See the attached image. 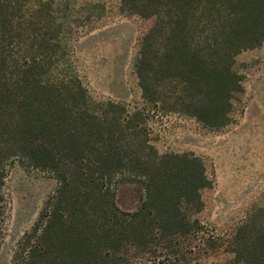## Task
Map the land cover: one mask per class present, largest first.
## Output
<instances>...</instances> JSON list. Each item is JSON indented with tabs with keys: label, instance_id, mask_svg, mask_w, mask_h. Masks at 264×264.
<instances>
[{
	"label": "trees",
	"instance_id": "1",
	"mask_svg": "<svg viewBox=\"0 0 264 264\" xmlns=\"http://www.w3.org/2000/svg\"><path fill=\"white\" fill-rule=\"evenodd\" d=\"M53 0H0V240L13 163L52 174L55 191L13 264H264V209L227 237L195 217L210 181L192 153H159L148 111L229 123L242 90L237 56L264 42V0H120L152 20L134 72L144 107L94 101L73 57L79 28ZM131 184V211L117 202Z\"/></svg>",
	"mask_w": 264,
	"mask_h": 264
},
{
	"label": "rangeland",
	"instance_id": "2",
	"mask_svg": "<svg viewBox=\"0 0 264 264\" xmlns=\"http://www.w3.org/2000/svg\"><path fill=\"white\" fill-rule=\"evenodd\" d=\"M53 1L60 4L61 16L80 26L73 57L90 97L130 110L144 107L134 63L139 41L152 20L122 14L120 0ZM235 69L242 90L233 100L224 128L208 129L178 113L145 112L147 138L159 153H192L203 160L210 184L201 191L203 206L195 217L205 235L216 237H227L249 219L263 218L259 212L264 209V42L240 53ZM56 186L50 173L19 163L7 167L0 264H13L19 241L31 230ZM133 187H117L122 210L131 211L137 205Z\"/></svg>",
	"mask_w": 264,
	"mask_h": 264
}]
</instances>
